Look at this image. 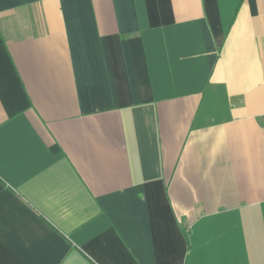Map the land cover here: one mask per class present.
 <instances>
[{"label": "crops", "instance_id": "1", "mask_svg": "<svg viewBox=\"0 0 264 264\" xmlns=\"http://www.w3.org/2000/svg\"><path fill=\"white\" fill-rule=\"evenodd\" d=\"M0 264H264V0H0Z\"/></svg>", "mask_w": 264, "mask_h": 264}]
</instances>
